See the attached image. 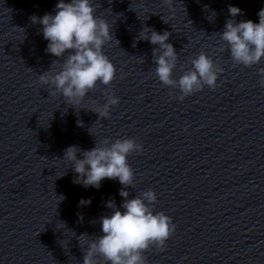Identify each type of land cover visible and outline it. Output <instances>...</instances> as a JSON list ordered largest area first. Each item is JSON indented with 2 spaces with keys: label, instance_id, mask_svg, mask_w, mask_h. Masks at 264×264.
Wrapping results in <instances>:
<instances>
[{
  "label": "clouds",
  "instance_id": "1",
  "mask_svg": "<svg viewBox=\"0 0 264 264\" xmlns=\"http://www.w3.org/2000/svg\"><path fill=\"white\" fill-rule=\"evenodd\" d=\"M163 4L171 10L173 0H163ZM55 8L54 15L46 13L42 17H31L34 24L42 25L43 38L48 41L45 51L59 58L38 79L41 86H47L50 95L62 96L67 105L76 109V105L98 85L110 86L116 79L117 69L103 51L104 46L114 39L112 25L96 15L93 0H58ZM228 12L232 19L226 21L222 33H215L225 42L220 50L229 52L235 66L250 68L260 64L264 59V8L258 12V23L252 20L237 22L235 17L242 14L238 7L229 5ZM170 35L168 31L159 33L144 27L138 38L158 46L152 49V58L155 75L162 86L178 89L180 94L177 99L180 101L202 91L205 86L215 90L223 68L204 51L190 60L192 67L184 71L179 79L174 78L179 55L167 42ZM116 43L118 45L119 41ZM61 59L63 62L59 63ZM57 64L59 70L53 71ZM257 74L260 77L258 86L264 88V67H260ZM105 97L106 103L88 109L100 118H107L110 108L119 104V97L110 90ZM77 123L82 126V122ZM142 152L143 145L129 137L114 141L105 138L99 143L95 140V147L90 150H81L78 146L65 149L62 160L69 162L77 174L74 183L99 189L101 182L107 178L118 179L123 186L119 195L124 199L119 208L114 200L106 202V207L112 211L99 219L102 234L79 236L82 264H148L145 253L153 247L163 251L174 234L176 225L172 218L163 211H155V191L149 189L129 198L127 189L134 188L135 177L128 157ZM78 153L82 158H78ZM90 204L91 199L79 202L80 206Z\"/></svg>",
  "mask_w": 264,
  "mask_h": 264
}]
</instances>
